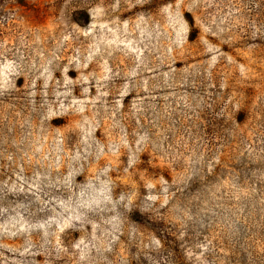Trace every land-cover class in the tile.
<instances>
[{
    "label": "rangeland",
    "instance_id": "obj_1",
    "mask_svg": "<svg viewBox=\"0 0 264 264\" xmlns=\"http://www.w3.org/2000/svg\"><path fill=\"white\" fill-rule=\"evenodd\" d=\"M0 264H264V0H0Z\"/></svg>",
    "mask_w": 264,
    "mask_h": 264
}]
</instances>
